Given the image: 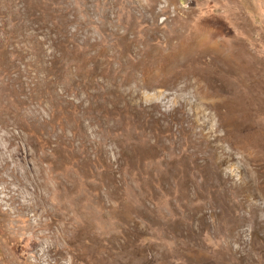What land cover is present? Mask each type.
I'll list each match as a JSON object with an SVG mask.
<instances>
[{"label":"rangeland","instance_id":"374dc122","mask_svg":"<svg viewBox=\"0 0 264 264\" xmlns=\"http://www.w3.org/2000/svg\"><path fill=\"white\" fill-rule=\"evenodd\" d=\"M0 264H264V0H0Z\"/></svg>","mask_w":264,"mask_h":264},{"label":"bare ground","instance_id":"6f19581e","mask_svg":"<svg viewBox=\"0 0 264 264\" xmlns=\"http://www.w3.org/2000/svg\"><path fill=\"white\" fill-rule=\"evenodd\" d=\"M4 176V175H3ZM16 180V179H15ZM48 247V246H47ZM66 252H68V251H66ZM73 257V256H72ZM46 258V257H45ZM74 259V258H73ZM74 261V260H73Z\"/></svg>","mask_w":264,"mask_h":264}]
</instances>
